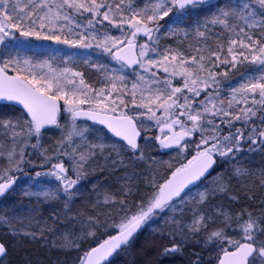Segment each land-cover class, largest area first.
Listing matches in <instances>:
<instances>
[{"label":"snow or ice","instance_id":"1","mask_svg":"<svg viewBox=\"0 0 264 264\" xmlns=\"http://www.w3.org/2000/svg\"><path fill=\"white\" fill-rule=\"evenodd\" d=\"M0 264H264V0H0Z\"/></svg>","mask_w":264,"mask_h":264}]
</instances>
